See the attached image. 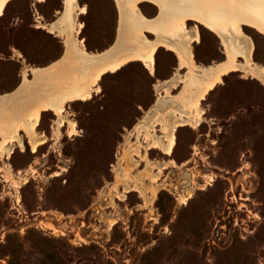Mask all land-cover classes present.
Segmentation results:
<instances>
[{
    "label": "rangeland",
    "instance_id": "rangeland-1",
    "mask_svg": "<svg viewBox=\"0 0 264 264\" xmlns=\"http://www.w3.org/2000/svg\"><path fill=\"white\" fill-rule=\"evenodd\" d=\"M79 2L87 12L78 15L83 23L78 38L91 52L110 48L121 22L117 0ZM139 7L149 19L161 15L154 2L144 1ZM244 8L243 12L250 10L249 5ZM64 9L65 0H13L0 17V57L4 58L0 101L7 100L0 103L3 139L9 136L7 114L16 111L13 104L21 100L13 97L22 87H40L33 84L35 69L47 70L68 51L62 36L40 27V21L60 19ZM204 10L214 12L209 6ZM216 13L225 17L227 11L218 8ZM187 24L200 28V41L192 43L198 64L227 59L216 33L194 19ZM252 25L245 21L242 27L255 41V62L264 66V34ZM145 33L156 38L151 31ZM237 59L245 62L242 55ZM249 73L232 71L207 93L202 100L203 120L196 126L178 127L172 154L149 147L162 135L161 123L154 131H141V141L131 137L127 143L128 135L147 116L152 122L171 107V115L174 108L189 113L188 105L200 91L199 84L180 81L196 74L180 67L178 54L165 47L156 53L154 71L141 60L131 61L103 75L100 91L91 98L67 101L63 114L42 111L38 133L47 137L44 144L34 151L26 132L19 129L24 148L16 142L10 157L0 152V243L4 245L0 253L5 260L11 264H175L177 259L185 264H254L264 252V82ZM60 74L52 71L46 77L59 94L73 88L69 79L74 77L65 72L62 80ZM168 90L166 105L156 110L159 96ZM148 117L146 124L151 123ZM61 119L66 124L59 127ZM70 120L76 122V131ZM132 149L127 175L117 177L113 164ZM121 182L126 189L136 188L125 194Z\"/></svg>",
    "mask_w": 264,
    "mask_h": 264
},
{
    "label": "bare ground",
    "instance_id": "bare-ground-1",
    "mask_svg": "<svg viewBox=\"0 0 264 264\" xmlns=\"http://www.w3.org/2000/svg\"><path fill=\"white\" fill-rule=\"evenodd\" d=\"M11 1L13 0H0V17L4 14L7 4ZM144 1H151L159 5L161 15L157 18L149 19L139 7V3ZM192 1L198 0H117L121 9L120 44L110 53L101 57L102 54L100 52L89 51L85 40L77 36L83 27V23L78 21V15L81 16L86 13L87 7L81 5L79 0H65L66 9L62 12L60 19L52 22L40 21V27L46 28L50 32L64 38L68 47L66 56L61 62H57L47 70L35 69L37 78L33 84L41 85L40 87L29 86L21 88L18 94V99L21 98V100L13 104L16 107V111H11L10 115L7 114V122H10L9 136L7 135L8 137L5 139L0 136L1 155L10 157L16 142L24 148V136L20 135L19 129L26 132L30 145L36 151L47 141L45 135L38 133L42 111L54 110L61 115L65 111L67 101L91 98L94 92L100 91L98 83L106 73L118 71L135 60L143 61L151 69V72L154 71L156 53L160 47L175 51L180 58V67H187L196 74L189 75L185 79H180V81H188L191 84H199L201 86L196 99L188 105L189 113H184L178 108H174L176 111L171 115L170 111L173 109L171 107L166 112L158 115L152 122L147 116L148 122H151L150 124L145 123L146 117L138 123L139 126L135 127L138 130L139 137L141 131H154L156 124L161 123L163 125V133L159 139H154L153 144H150L151 146L149 145V147H159L167 154L174 152L178 127L186 124L196 126L201 123L205 114L202 100L209 91L222 82L226 74L235 70H243V72H250L254 77L264 82V66L256 63V59L254 60L253 57L254 47H256L255 41L245 33L242 27V24L248 21L264 33V0H228L229 3L224 0L222 4H218V0H199L200 5L192 3ZM213 1L215 4H213ZM247 5L250 6V10L243 12L242 10ZM205 6L212 8L213 14L208 12L207 14L206 10H204ZM218 8H223L227 11L225 17L216 13ZM227 16L230 18L229 20ZM191 19L203 24L221 38L228 56L226 60L212 65L209 64V66H202L196 62L192 43L200 41L201 32L198 26H194L195 28L188 27L187 21ZM145 31L155 33L156 38L150 39ZM237 55L244 56L245 62L238 60ZM52 71H60L62 80L65 79V72L74 73V77L72 76L69 79L73 84V88L62 91L60 94L55 92L47 83L49 78H46L52 74ZM171 81L172 79H169L165 83ZM32 88L33 90L29 94ZM189 90V86L185 88L186 93ZM169 92L170 90H168V93L166 92L167 95L159 96L155 104L156 110L166 105L169 99ZM183 102L188 101L183 100ZM65 124L66 122L63 119L59 121V127ZM70 125L76 131V122L70 120ZM1 132L4 133L3 131ZM145 137L148 138L147 136ZM145 156H148L147 153ZM6 170L11 172L12 166L8 165ZM22 179L23 182L27 181V178L23 177ZM17 189L19 190V188ZM188 198L186 197L184 202Z\"/></svg>",
    "mask_w": 264,
    "mask_h": 264
},
{
    "label": "built area",
    "instance_id": "built-area-1",
    "mask_svg": "<svg viewBox=\"0 0 264 264\" xmlns=\"http://www.w3.org/2000/svg\"><path fill=\"white\" fill-rule=\"evenodd\" d=\"M146 118V117H145ZM144 118V119H145ZM143 119V120H144ZM143 134V133H142ZM131 137L133 138V137H137L138 138V130H137V128H135V131H132L129 135H128V139H129V141H128V139H127V143L128 142H130V140H131ZM143 137V136H142ZM142 137H140V138H138V142L139 141H141L140 139L142 138ZM144 140H145V138H144ZM135 142V141H134ZM147 142V141H146ZM130 144H125V147H126V149H129L130 148V146H129ZM135 146V145H134ZM133 149L135 148V147H133V146H131ZM133 149L132 150H128V157L126 156V155H124V156H122V157H120L119 159H118V161L116 162V164H113L114 165V168H113V170H114V172H115V174H116V176L117 177H124L125 176V174H126V172H127V170L129 169L128 167L126 168V164L130 161V160H132V159H134L133 158V155H132V153H135L134 151H133ZM122 183V182H121ZM122 185H123V189H124V192H125V194H127L129 191H130V188L129 189H126L125 188V185L122 183ZM124 194V195H125Z\"/></svg>",
    "mask_w": 264,
    "mask_h": 264
},
{
    "label": "snow or ice",
    "instance_id": "snow-or-ice-1",
    "mask_svg": "<svg viewBox=\"0 0 264 264\" xmlns=\"http://www.w3.org/2000/svg\"><path fill=\"white\" fill-rule=\"evenodd\" d=\"M3 62L4 58L0 57V64H2ZM3 246V243H0V248H2ZM0 262H2V264H11L10 261L5 260L2 253H0ZM175 264H185V261L183 259H177L175 261ZM254 264H264V252L260 253L259 258L254 260Z\"/></svg>",
    "mask_w": 264,
    "mask_h": 264
},
{
    "label": "water",
    "instance_id": "water-1",
    "mask_svg": "<svg viewBox=\"0 0 264 264\" xmlns=\"http://www.w3.org/2000/svg\"><path fill=\"white\" fill-rule=\"evenodd\" d=\"M119 35L117 34V38H116V40H115V42H114V44L113 45H111V47L110 48H108V49H106V50H104V51H102V52H100L101 54H102V56L101 57H104L106 54H108V53H110L118 44H120V41H119ZM15 92V91H14ZM14 92H12V93H14ZM4 95V94H3ZM0 96H2V95H0ZM18 97V95L17 96H15V97H13V100L15 99V98H17ZM6 102H7V100H1L0 101V103L1 104H6Z\"/></svg>",
    "mask_w": 264,
    "mask_h": 264
},
{
    "label": "crops",
    "instance_id": "crops-1",
    "mask_svg": "<svg viewBox=\"0 0 264 264\" xmlns=\"http://www.w3.org/2000/svg\"><path fill=\"white\" fill-rule=\"evenodd\" d=\"M65 56H66V53H65L64 57H65ZM64 57H63V58H64ZM59 62H61V61H59Z\"/></svg>",
    "mask_w": 264,
    "mask_h": 264
},
{
    "label": "trees",
    "instance_id": "trees-1",
    "mask_svg": "<svg viewBox=\"0 0 264 264\" xmlns=\"http://www.w3.org/2000/svg\"><path fill=\"white\" fill-rule=\"evenodd\" d=\"M261 33H263V32H261ZM263 34H264V33H263ZM122 68H123V67H122ZM122 68H121V69H122ZM119 70H120V69H119Z\"/></svg>",
    "mask_w": 264,
    "mask_h": 264
}]
</instances>
